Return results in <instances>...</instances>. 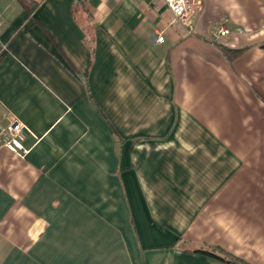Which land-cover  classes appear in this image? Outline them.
<instances>
[{
	"label": "crops",
	"instance_id": "crops-1",
	"mask_svg": "<svg viewBox=\"0 0 264 264\" xmlns=\"http://www.w3.org/2000/svg\"><path fill=\"white\" fill-rule=\"evenodd\" d=\"M200 2L189 35L164 0H0V264H264V0Z\"/></svg>",
	"mask_w": 264,
	"mask_h": 264
},
{
	"label": "built area",
	"instance_id": "built-area-1",
	"mask_svg": "<svg viewBox=\"0 0 264 264\" xmlns=\"http://www.w3.org/2000/svg\"><path fill=\"white\" fill-rule=\"evenodd\" d=\"M165 4L172 12L174 21L183 26L187 34L193 33L194 17L200 9V0H164ZM228 31L224 28L212 30L210 32L211 39H218L225 36ZM163 36L158 34L156 41L163 42ZM24 141V126L18 120L11 116H4V121H0V145L7 151L24 155L27 150L24 149L22 143Z\"/></svg>",
	"mask_w": 264,
	"mask_h": 264
},
{
	"label": "trees",
	"instance_id": "trees-1",
	"mask_svg": "<svg viewBox=\"0 0 264 264\" xmlns=\"http://www.w3.org/2000/svg\"><path fill=\"white\" fill-rule=\"evenodd\" d=\"M261 47H264V43L262 44ZM223 54L228 57L229 60H232L236 58L242 50H229L227 48H221ZM195 253H201L203 255H207L215 260H218L222 263L225 264H249L231 254L228 252L224 251L221 248L214 247V246H199L197 249L194 251Z\"/></svg>",
	"mask_w": 264,
	"mask_h": 264
}]
</instances>
